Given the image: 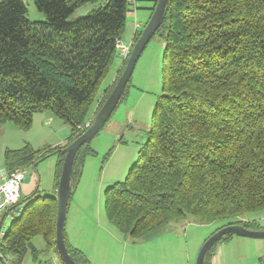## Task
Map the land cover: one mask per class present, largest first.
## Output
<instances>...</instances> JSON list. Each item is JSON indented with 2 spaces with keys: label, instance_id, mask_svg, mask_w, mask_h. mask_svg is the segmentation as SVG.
I'll use <instances>...</instances> for the list:
<instances>
[{
  "label": "trees",
  "instance_id": "trees-1",
  "mask_svg": "<svg viewBox=\"0 0 264 264\" xmlns=\"http://www.w3.org/2000/svg\"><path fill=\"white\" fill-rule=\"evenodd\" d=\"M99 1L72 19L78 8ZM151 1L152 15L158 0ZM34 2L44 20L30 19L24 0L0 2V124L28 129L36 113L49 111L72 131L63 146L7 148L5 166L12 172L55 154L58 185L63 148L85 131L132 7L128 0ZM155 35L165 41L162 94L126 178L105 189L109 223L134 241L172 221H222L216 230L228 224L263 228L241 216L264 210V0H169ZM118 79L101 95L98 110ZM129 86L130 80L120 102ZM93 154L91 141L77 151L73 189ZM57 205L55 195L30 200L5 232L2 252L20 264L29 250L37 255L34 238L40 235L65 264L56 242ZM233 236L219 238L206 264ZM65 242L78 264H93L66 234Z\"/></svg>",
  "mask_w": 264,
  "mask_h": 264
},
{
  "label": "rangeland",
  "instance_id": "rangeland-1",
  "mask_svg": "<svg viewBox=\"0 0 264 264\" xmlns=\"http://www.w3.org/2000/svg\"><path fill=\"white\" fill-rule=\"evenodd\" d=\"M24 1L30 19H45L44 14L38 11L34 0ZM102 2L83 5L76 10L72 19L92 12ZM144 2L139 1L137 4L142 7ZM149 14L150 11L146 9L132 7L127 14L126 27L121 36L124 42H131L135 21H144L142 30L149 19ZM164 49L165 41L159 35H155L146 46L130 79L126 98L118 104L107 123L91 140L95 154L88 156L83 166L84 173L76 193L79 198L77 207L73 209V206L70 208L71 204L69 206L67 238L69 242L83 249L93 264H196L201 246L216 228L222 225V221L210 224L172 221L163 226L164 229L171 230L168 234L163 233L150 240L134 241L108 222L105 206L107 182L126 178L141 146L147 141L153 110L163 89ZM119 59L118 56L115 58L103 84L114 72V65L119 63L117 62ZM44 113H36L34 122L28 129L19 128L12 122L0 124V140L2 139L9 148L12 146L20 148L29 143L35 149L56 147L69 140L71 125L59 117H54L53 123H48L47 120L44 122L46 119ZM94 116L89 122L87 120L83 129L89 127ZM6 148L3 147L0 151V164L4 166ZM56 164L55 154L40 160L37 168L41 177L45 178L52 173ZM4 171L6 167L0 169V175ZM45 180L47 181V178ZM241 218L256 219L263 227L261 229H264V210L248 212ZM11 224V219L7 218L2 229L7 231ZM36 238L37 243L41 244L39 247L46 246L42 236ZM243 241V247L237 251V258L229 264H261L264 261V238L245 237ZM6 257L10 259V264H16L13 256ZM40 258L42 261L36 264H45L48 260L53 264H61L54 258L53 252L45 249ZM28 259L26 264H34L33 258L28 256ZM0 264H6L5 260L0 259Z\"/></svg>",
  "mask_w": 264,
  "mask_h": 264
},
{
  "label": "water",
  "instance_id": "water-1",
  "mask_svg": "<svg viewBox=\"0 0 264 264\" xmlns=\"http://www.w3.org/2000/svg\"><path fill=\"white\" fill-rule=\"evenodd\" d=\"M169 0H158L152 15L141 31L140 36L135 41L133 50L126 61L124 70L119 77L115 87L109 94L103 105L95 114L89 127L74 141L63 148L66 152L63 167L57 190V216H56V242L59 254L65 264H78L69 253L65 242V223L67 218V210L70 198L73 192L72 171L73 163L77 151L86 142L91 141L96 134L104 127L109 118L117 108L121 96L131 79L134 69L146 46L157 33V30L164 21L166 8ZM30 177H26L25 181H29ZM226 234H234L250 238H264V229H251L242 224H228L213 232L201 246L196 264H206V255L212 246Z\"/></svg>",
  "mask_w": 264,
  "mask_h": 264
},
{
  "label": "crops",
  "instance_id": "crops-1",
  "mask_svg": "<svg viewBox=\"0 0 264 264\" xmlns=\"http://www.w3.org/2000/svg\"><path fill=\"white\" fill-rule=\"evenodd\" d=\"M139 5L140 4H138V9L139 8H143V9H146V10L150 11V14H149V17H148V18H150L152 1L151 0L145 1L143 3L144 6H142V7H140ZM138 22H140L141 26H143V24H144L143 20H139ZM139 30H141V27L136 28V21H135L131 41L134 40V37H135V35L137 34V32ZM117 62H119V63L117 65L116 64L114 65V68H113L114 72L110 75L109 78H107L106 83L102 84L103 86L101 87V92H100L101 95L103 94V92L105 91V89L107 87H109L111 84H113V82L116 81L121 76V74H122V72L124 70L126 61H124L122 58H120L119 61H117ZM101 95L98 97L97 102L93 105V107H92V109H91V111L89 113V117L90 118L88 119V122L92 119V117L95 115V113L97 111V107L99 105V101H100ZM44 114L46 115V119L44 120V122L47 120L48 123H53L55 121L54 117L57 118L56 115H54L52 112H49V111L45 112ZM67 141L65 143L63 142L61 144H58V146L59 145L63 146L64 144L67 143ZM3 147L4 148L5 147L9 148V146H6L5 142L1 139L0 140V151H2ZM10 148L16 149L18 147L12 146ZM55 158L57 159V155H55ZM4 167H6V166H4V164H0V169H2ZM37 167H38V163L36 165H32L31 169L28 170V173H27L26 177H30V180L29 181H25L24 180V182L22 184V187H21V197H20V200L18 201V203L15 204L10 210L1 213L0 219H1V222H2V227H3V224H4V222H5V220L7 218H10L11 221L13 222V220L18 216L19 211H21L23 209V207L30 200L35 199L36 197L42 196V195H55L56 196L57 190H58V187H59V184L56 185V170H57L56 168H57V164H56V166L54 168V171L52 173L48 174L45 178L41 177L40 172H39ZM4 172H9V171L6 168V171H4ZM4 172H2V173H4ZM83 173H84V170L81 173V176H80V178L78 180V183L76 184V186L73 189L72 196H71L69 204H68V210H69L70 204H71L70 208L72 206H73V209H75L77 207V203H78L77 200L79 198H78V195H76V193L78 191L79 184L81 183V179H82ZM46 178H47V181L45 180ZM0 181H1V175H0ZM114 182H115V180H108V182H107L108 184H107L106 188L109 185L113 184ZM24 200L25 201L27 200V202H24ZM71 201H72V203H71ZM75 204H76V206L74 207ZM68 210H67V213H68ZM66 223H67V218H66ZM66 223H65V234L67 236L68 232L66 233V231H67L68 228H67ZM109 225H111V224L109 223ZM169 232H171L170 229H164L163 228L162 231L159 232L158 234H156L155 236L150 237V238H146V239H142V240H150V239H152V238H154L156 236H159L160 234H163V233L164 234H168ZM244 238H245L244 236L241 237L239 235H234L229 240L222 241L221 243H219L217 248H216V250H215V252H214V254L211 257L210 264H229L230 261L235 260L237 258V256H236L237 255V251L239 250V248H242L243 245H244V241H243ZM246 238H250V237H246ZM37 240L38 239L35 237L34 238V245H35L36 249L38 250L37 255L34 256V253L31 250H29L27 252V254L25 255L23 261L20 264H23V263L26 264V262L29 260L28 256L30 258H33L34 264H36V262H41L42 261V259L40 258V254L42 253V251L44 249L46 250V246L43 247V248L39 247V245H41V244H38ZM70 243L72 245H74L75 247L81 249L80 247L76 246L72 242H70ZM81 250H83V249H81ZM46 251L53 252L54 258L56 260H59V262H61L60 258L58 257V255L56 254V252L54 250L50 249V250H46ZM45 264H53V263H52V261L50 262V260H48V262H45ZM61 264H62V262H61Z\"/></svg>",
  "mask_w": 264,
  "mask_h": 264
},
{
  "label": "built area",
  "instance_id": "built-area-1",
  "mask_svg": "<svg viewBox=\"0 0 264 264\" xmlns=\"http://www.w3.org/2000/svg\"><path fill=\"white\" fill-rule=\"evenodd\" d=\"M131 7H137L138 0H128ZM141 27L140 22L136 21V28ZM134 46V40L126 43L121 37L117 39V55L124 61H127ZM32 167H17L12 172H4L1 174L0 181V215L3 212L10 210L15 204L18 203L21 197V187L27 176L28 170ZM20 212V211H19ZM2 229V222L0 219V243L5 235ZM0 259L5 260L6 264H10V259L2 252L0 248Z\"/></svg>",
  "mask_w": 264,
  "mask_h": 264
},
{
  "label": "clouds",
  "instance_id": "clouds-1",
  "mask_svg": "<svg viewBox=\"0 0 264 264\" xmlns=\"http://www.w3.org/2000/svg\"><path fill=\"white\" fill-rule=\"evenodd\" d=\"M142 27V26H141ZM134 43H135V41H134Z\"/></svg>",
  "mask_w": 264,
  "mask_h": 264
}]
</instances>
